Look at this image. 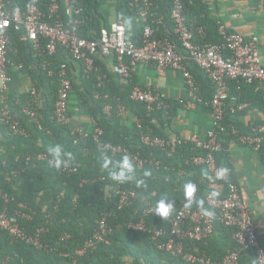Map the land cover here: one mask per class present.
Returning a JSON list of instances; mask_svg holds the SVG:
<instances>
[{
  "label": "trees",
  "instance_id": "trees-1",
  "mask_svg": "<svg viewBox=\"0 0 264 264\" xmlns=\"http://www.w3.org/2000/svg\"><path fill=\"white\" fill-rule=\"evenodd\" d=\"M8 1L11 9L26 10L27 0ZM59 1L64 10L66 0ZM151 1L153 5L149 8V21L157 18L163 20L160 24L154 23L155 35L170 39L176 51L186 55L171 17L172 0ZM183 1L187 20L195 28V42L221 44L223 37L219 33L220 22L213 15L210 4L206 0ZM79 2L84 7V12L79 16L82 20L78 28L79 36L97 40L102 29H110L112 22L122 20L128 29L127 38L137 45L142 44V36L148 22L143 21L139 7L137 8L133 0H114V21L109 20L108 14L102 10L103 0ZM43 9L47 11L46 4ZM64 19L67 20V16H64ZM199 28L204 29L205 36L200 35ZM131 29L134 32H131L132 34ZM9 34V57L15 64L8 67L12 80L8 89L3 93L0 90V97L4 94L14 111L29 102L28 91L15 95L8 92L14 79L13 69L17 68L23 73L30 71L34 87L44 94L43 104H46V107L43 110L40 108L37 119L20 116L27 135L13 133L0 121V129L6 138L0 152V216L6 215L12 223L18 224L35 240L14 239L8 230L0 228V259H6L7 264H74L73 258L99 229V221L106 217L110 227L106 235L107 240L99 242L96 249L80 256L78 264H202L188 261L182 256H173L160 248V244L172 236L173 217L161 218L155 212L145 213L151 207H156L157 202L165 197L169 202H173L175 210L179 209L186 198L184 186L189 182L197 184L194 207L201 206L197 201H202V206L207 207L205 197L210 188L206 170L203 166L188 162L191 156L201 154L203 150L188 143L173 144L172 147L162 150L145 146L142 142L143 134L165 139L176 135L167 133L164 128L165 123L170 124L173 120V109L168 110L170 113L164 110L148 113L144 103L131 99L130 94L135 87L133 78L126 84H118L103 62L109 58L115 62V57H97L95 69L87 73L84 64L73 59L68 50L59 45L56 54L49 57L53 62L50 69L56 72L49 76L42 66L44 57L34 56L33 45L23 39V32L11 28ZM40 41L43 47L47 43L45 38ZM26 44L30 59L25 56ZM225 53L227 54L226 51ZM75 62L81 64L78 81L71 72ZM62 64H66L72 80L71 97L73 94L78 96L77 114L90 118V129H85V125L75 120L70 109L69 123L60 124L53 118L54 105L60 89L58 70ZM183 64L200 86V104L211 109L209 102L215 94V84L206 71L188 58L184 59ZM101 81L102 87L98 85ZM261 81L252 84L242 82L240 90L237 88L239 82L227 81L229 94L238 95L241 102L250 105L247 106L249 109L258 107L263 112L264 94L255 97L246 94V91H250L249 89ZM98 93L100 97H96ZM105 93L111 96V101L104 100ZM107 102L114 105L111 113L105 110ZM118 104L124 105V113L118 112ZM230 104H233L231 99L228 100V107ZM157 120L160 126L157 125ZM230 123L237 127L240 134H252L253 127L258 124L240 126L239 111L232 114L228 108L225 124ZM139 124L142 127H139ZM77 127L88 131L89 135L76 138L72 135V130ZM96 128L101 130L97 137ZM225 136L226 140L237 138L230 134ZM56 144L62 145L65 152L72 154L71 160L65 158L67 162L59 169L49 164L51 157L48 148ZM106 144L122 146L131 154L138 153L143 158L149 157L152 152L161 164H146L139 168L133 163L135 171L131 179L123 184L117 183L111 180L103 163L110 159L115 164L126 154L114 155L107 151ZM224 144L225 150L227 143ZM224 150L217 153L219 165L229 171L228 178L222 182L224 192L219 194L221 197L226 196L225 187L229 182L239 186L233 175L230 158ZM263 150L264 141L260 152ZM41 154H45L47 158L40 159ZM140 180L144 183L137 187V181ZM121 189H133L136 196L132 198L129 206L119 208L120 196L117 192ZM4 195L8 196V200ZM142 220L148 229H163V234L153 237L150 230H136L129 225ZM66 235L70 237L66 238ZM233 235L232 227L216 219L213 233L199 241L187 239L185 251L199 257L211 258L216 263L222 261L230 252L238 251L240 264H258L255 253L243 250Z\"/></svg>",
  "mask_w": 264,
  "mask_h": 264
},
{
  "label": "built area",
  "instance_id": "built-area-1",
  "mask_svg": "<svg viewBox=\"0 0 264 264\" xmlns=\"http://www.w3.org/2000/svg\"><path fill=\"white\" fill-rule=\"evenodd\" d=\"M264 2V0H260ZM133 3L139 7V14L143 21L148 22L142 36V44L137 45L133 40L127 38L128 29L122 20L112 22L110 29H102L99 39H88L79 36L78 28L82 20L79 16L84 12V7L79 0H66V5H61L59 0H27L26 10L11 9L10 1L0 0V90L3 93L8 89L12 77L9 75V65L14 66V62L9 57V45L11 43L9 29L14 28L23 32V39L31 42L35 51V57H44L42 66L48 72L49 76L54 75L55 70L50 69L53 57L59 45L64 46L73 59L82 62L85 66V72L93 71L96 67L95 59L97 57H115V70L117 74L126 81L132 79V75L139 65H151L159 72L167 69L180 70L183 73L188 86L191 99L196 103H201L199 96L200 86L194 75L185 67L183 61L188 58L197 66L202 68L208 74V77L216 86L215 94L209 102L213 112L212 127L206 135L189 134L187 136H172L168 139L163 137H154L143 134L141 139L145 146L157 147L165 150L175 145L191 144L196 148H201L203 153L195 154L188 159V162L194 165L203 166L206 170L207 181L210 190L206 194L205 201L207 207H194V197H186L179 209H173L167 217H173L172 236L160 244L173 256H182L188 261L201 262L202 264H240V252L233 251L227 254L219 263L211 258L199 257L185 251V241L187 239L202 240L210 236L214 231V223L218 219L223 224L234 229V238L246 251H253L258 264H264V247L259 241L255 221L251 214L250 203L243 196L240 187L233 182H229L225 187L226 196H219L224 192L223 181L228 178L227 170L224 177H218V172L223 168L217 161V153L224 150V140L221 136L225 134L233 135L239 143L248 145L254 151L260 152L264 141V111L260 122L253 127L252 134H240L237 127L230 123L225 124L226 111L230 110L232 114L244 110L249 104L241 102L238 95L230 96L227 81L239 82L238 89L242 88L241 83L252 84L255 81H264V62L259 49V37L253 35L248 37L237 31H229L222 22H220L219 33L223 37L221 44H198L195 42V28L189 23L185 15V4L183 0H172L171 17L174 21L175 31L182 42L186 51L180 54L176 51L173 42L164 37L159 38L155 35V24L163 22L162 18L149 21V8L153 3L151 0H133ZM47 5V11L43 5ZM67 16V20L64 19ZM155 23V24H154ZM200 35L205 36L203 28H199ZM41 38L47 39L43 47ZM227 52V54L225 53ZM128 59V60H127ZM60 79V89L58 98L54 105L53 118L60 124L69 123V102L72 80L69 77L66 64L58 70ZM100 87L103 81L98 84ZM30 92L29 102L14 111L8 103L4 94L0 97V121L3 125L9 127L13 133L27 135V131L22 124L21 115L30 116L37 119L42 102L41 93L33 86ZM100 97V94H96ZM131 99L142 102L146 106L148 113L157 110H164L167 113L168 106L161 99V96L150 87L142 88L135 86L130 94ZM104 100L111 101V96L107 93L103 96ZM233 104L228 107V100ZM228 107V108H227ZM114 105L111 102L105 104V110L111 113ZM118 112L124 113V105L118 104ZM41 128L40 122H38ZM142 127L141 124L138 125ZM101 133L99 128L95 129L96 137ZM94 134V135H95ZM72 135L88 136V131L82 128H74ZM77 140H75L76 143ZM174 145V146H175ZM105 148L112 154L124 153L131 156V161L137 167L142 168L146 164L159 166L161 161L153 156L141 157L131 154L129 150L122 146L106 144ZM40 159L47 158L45 154L39 155ZM120 196L119 208L129 206L132 198L136 196L133 189L118 190ZM8 200V196L4 195ZM23 206V205H22ZM205 211L209 214L205 215ZM156 213V207L153 206L145 213ZM131 228L146 231L148 228L144 220L138 223H130ZM0 228L8 230L14 239H24L33 241L32 235L27 234L18 224L12 223L6 215L0 216ZM153 237H159L163 234V229L150 228ZM110 231L106 217L99 221V229L86 242L85 246L78 251V255L73 258V263L78 264L80 256L89 250L96 249L99 242L106 241V235ZM66 235V238H69ZM35 241V240H34ZM0 264H7L6 259H0Z\"/></svg>",
  "mask_w": 264,
  "mask_h": 264
},
{
  "label": "crops",
  "instance_id": "crops-1",
  "mask_svg": "<svg viewBox=\"0 0 264 264\" xmlns=\"http://www.w3.org/2000/svg\"><path fill=\"white\" fill-rule=\"evenodd\" d=\"M206 1L210 4L213 15L229 31H237L248 37L253 35L259 37L260 54L264 62V2L260 0ZM131 32L134 33L132 29ZM25 52V56L30 59L28 45L25 46ZM103 62L113 74L118 84L127 83L124 78L117 74L113 59H104ZM33 67L35 68V66ZM13 72L14 79L8 91L11 95L24 93L34 86L35 83L30 71L23 73L16 68L13 69ZM71 72L78 81L81 75V64L75 62ZM132 78L135 86L142 88L150 87L161 96V99L168 106V110L173 109V120L170 124L165 123L164 126L167 133L182 137L189 134L204 136L212 127V110L191 99L182 71L167 69L164 72H159L151 65H139L133 73ZM249 90L246 91V94L251 97H255L256 95L263 96L264 82H259ZM41 96L42 102L40 108L43 110L46 104H43L45 100L44 94L42 93ZM72 96H76L78 99L77 95L73 94ZM248 107L239 111V125L242 127H245V125L253 126L258 123L263 113L258 107H251L250 109ZM75 120L85 125V129H90L92 121L89 117L77 116ZM156 123L159 126L161 125L159 120ZM226 137L221 136L224 142L227 143L224 151L228 155V158H230L233 166L234 178L237 180L243 196L250 203L251 214L256 224L259 241L264 247V150L262 152L254 151L251 147L239 144L234 139L229 138L226 140ZM4 141H6V138L2 129H0V152L3 150Z\"/></svg>",
  "mask_w": 264,
  "mask_h": 264
},
{
  "label": "clouds",
  "instance_id": "clouds-1",
  "mask_svg": "<svg viewBox=\"0 0 264 264\" xmlns=\"http://www.w3.org/2000/svg\"><path fill=\"white\" fill-rule=\"evenodd\" d=\"M48 153L51 157V159L49 160V164L57 169L61 168V166L67 162L65 158H67V160H71L72 158V154L69 152H65L63 146L60 144L50 146L48 148ZM110 165H112L111 168ZM103 167L108 170V174L111 180L121 184L131 179V175L135 171L134 164L127 155H125L122 160L116 162L115 164H113L110 159H106L103 163ZM226 171V169H221L217 174L218 177L223 178ZM143 183V180L137 181V187H139ZM184 189L186 197L190 198L191 200V198L194 197V194L196 192V186L193 183L189 182L185 184ZM197 203L201 206L203 204L202 201H197ZM172 209L173 202H169L167 197L162 198L157 202L156 215L161 218L167 217L172 211ZM208 214L209 213L205 211V215Z\"/></svg>",
  "mask_w": 264,
  "mask_h": 264
},
{
  "label": "rangeland",
  "instance_id": "rangeland-1",
  "mask_svg": "<svg viewBox=\"0 0 264 264\" xmlns=\"http://www.w3.org/2000/svg\"><path fill=\"white\" fill-rule=\"evenodd\" d=\"M104 2V6L102 8V10L104 12H106L109 16V20H114V0H103ZM78 101H77V97L76 96H72L69 102V107L71 110V113L73 114V118L77 119V112H78Z\"/></svg>",
  "mask_w": 264,
  "mask_h": 264
}]
</instances>
